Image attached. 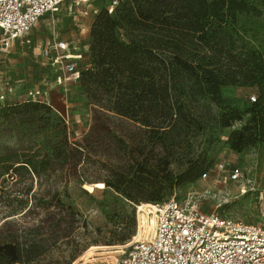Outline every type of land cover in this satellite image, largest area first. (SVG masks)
I'll list each match as a JSON object with an SVG mask.
<instances>
[{
    "label": "rangeland",
    "instance_id": "obj_1",
    "mask_svg": "<svg viewBox=\"0 0 264 264\" xmlns=\"http://www.w3.org/2000/svg\"><path fill=\"white\" fill-rule=\"evenodd\" d=\"M111 2L76 6L68 1L42 16L20 40L10 41L0 32V246L41 252L17 264H113L150 233L146 207L173 196L206 213L264 226V143L242 151L228 143L248 115L229 128L213 123L196 137L177 138L173 146L151 128L89 107L80 81L60 84L64 75L55 58L69 54L78 70L88 68L91 27ZM237 28L264 54V17L239 15ZM120 38L126 41L123 31ZM54 42L66 43L68 51L57 54ZM222 96L246 110L258 94L226 87ZM201 103L208 107L201 104L199 110L209 109L218 120L221 109ZM201 153L211 167H188V159ZM24 159L51 168L38 176L30 170L7 171ZM204 168L205 174L189 181ZM235 169L242 172L238 180L232 179ZM97 183L120 185L132 200L112 186L94 187ZM133 220L134 235L126 243H111Z\"/></svg>",
    "mask_w": 264,
    "mask_h": 264
},
{
    "label": "trees",
    "instance_id": "obj_2",
    "mask_svg": "<svg viewBox=\"0 0 264 264\" xmlns=\"http://www.w3.org/2000/svg\"><path fill=\"white\" fill-rule=\"evenodd\" d=\"M242 14L264 17V0H122L112 14L107 9L98 13L91 27L90 66L79 70L81 94L92 109L151 128L173 146L177 138L196 137L213 123L229 128L245 115L244 126L229 136L231 148L242 151L264 143V54L238 30L237 17ZM226 87L253 89L258 96L241 110L223 98ZM202 100L221 109L218 120L209 109L199 110L201 104L208 107ZM61 127L67 141L64 121ZM200 156L188 159V167H211ZM16 164L20 166L7 171L30 170L38 176L51 168L37 167L33 159ZM206 169L189 181L198 180ZM110 186L132 200L127 189L109 183L104 188ZM146 208L145 212L151 207ZM134 226V220L126 223L110 242L126 243ZM40 254L39 249L22 250L7 243L0 246V264L28 263Z\"/></svg>",
    "mask_w": 264,
    "mask_h": 264
},
{
    "label": "built area",
    "instance_id": "obj_3",
    "mask_svg": "<svg viewBox=\"0 0 264 264\" xmlns=\"http://www.w3.org/2000/svg\"><path fill=\"white\" fill-rule=\"evenodd\" d=\"M68 1L80 6L92 0H0V32L10 41L23 39L42 16L58 12ZM121 1L112 0L108 12L112 14ZM51 49L57 54L66 53L68 45L54 42ZM54 64L64 75L63 80L59 77L60 84L79 80L80 71L71 55L58 54ZM241 175L238 169L232 171L233 180ZM149 206L145 215L150 233L113 264H264L263 225L216 211L206 213L176 196Z\"/></svg>",
    "mask_w": 264,
    "mask_h": 264
},
{
    "label": "bare ground",
    "instance_id": "obj_4",
    "mask_svg": "<svg viewBox=\"0 0 264 264\" xmlns=\"http://www.w3.org/2000/svg\"><path fill=\"white\" fill-rule=\"evenodd\" d=\"M137 243V242H136ZM135 244V243H134ZM121 253H122V251H121Z\"/></svg>",
    "mask_w": 264,
    "mask_h": 264
}]
</instances>
